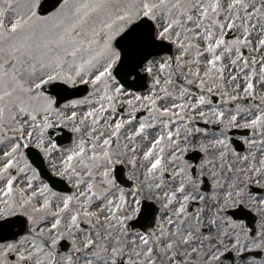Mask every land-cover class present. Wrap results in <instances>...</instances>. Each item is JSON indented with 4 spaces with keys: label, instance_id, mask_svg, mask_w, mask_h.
<instances>
[{
    "label": "snow or ice",
    "instance_id": "1",
    "mask_svg": "<svg viewBox=\"0 0 264 264\" xmlns=\"http://www.w3.org/2000/svg\"><path fill=\"white\" fill-rule=\"evenodd\" d=\"M0 264H264V0H0Z\"/></svg>",
    "mask_w": 264,
    "mask_h": 264
}]
</instances>
